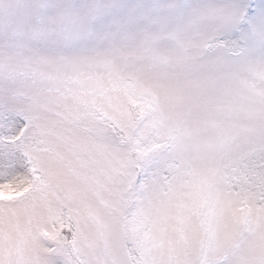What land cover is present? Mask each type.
I'll return each instance as SVG.
<instances>
[{"label":"snow or ice","instance_id":"obj_1","mask_svg":"<svg viewBox=\"0 0 264 264\" xmlns=\"http://www.w3.org/2000/svg\"><path fill=\"white\" fill-rule=\"evenodd\" d=\"M0 264H264V0H0Z\"/></svg>","mask_w":264,"mask_h":264}]
</instances>
